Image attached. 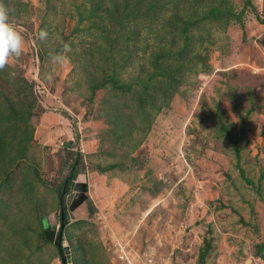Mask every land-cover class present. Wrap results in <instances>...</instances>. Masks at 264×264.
<instances>
[{
	"label": "rangeland",
	"instance_id": "1",
	"mask_svg": "<svg viewBox=\"0 0 264 264\" xmlns=\"http://www.w3.org/2000/svg\"><path fill=\"white\" fill-rule=\"evenodd\" d=\"M98 1L2 0L25 50L0 72V89L17 97L18 85H31L33 108L26 157L0 161V264H116L113 234L152 247L159 261L202 264L208 250L204 264H244L264 245V0H155V16H133L130 36L105 11L92 16ZM218 7L241 18L200 20L180 60L178 17ZM64 43L72 51L61 68L50 54ZM170 51L176 81L166 101L160 78L145 111L109 84L91 97L113 63L120 82L133 83L153 72V53ZM112 119L127 126L125 140ZM79 155L84 171L69 190Z\"/></svg>",
	"mask_w": 264,
	"mask_h": 264
},
{
	"label": "trees",
	"instance_id": "2",
	"mask_svg": "<svg viewBox=\"0 0 264 264\" xmlns=\"http://www.w3.org/2000/svg\"><path fill=\"white\" fill-rule=\"evenodd\" d=\"M145 1L146 3L143 5L141 3H143L144 0H120L118 2H115V0H111L112 2L110 6L111 8L106 9L105 6H102L101 0H99L97 3L93 4L94 7L92 9L91 14L92 16H94V14L98 15L99 12L105 11V13L109 16L108 18L112 17L114 19L113 20L114 23L126 28L128 30L127 34L128 36H130L132 33L131 30L129 29V25L131 24L130 22L132 21L133 16H136L138 18V15L139 16H142L144 14L147 15L148 10L153 11V9L154 11L152 13V16H155L156 9H158L157 8L158 4L154 2L155 0H152V3L150 4L148 0ZM226 1L227 0H221V5L227 4ZM145 6L148 7L146 8ZM142 8H145L146 12L141 10ZM223 15L229 16L228 20H230L231 18L234 19L241 18V15L236 14L232 8L221 10L219 9V7L213 8L212 10H210L208 15L205 14L201 19H197L196 21H191L189 19L186 20L178 17L180 23L183 25L182 31L183 34L185 35L184 47L179 51V53H177L180 60L186 57V53L188 49L187 43L188 40L190 39V37H188L187 34L189 32V28L195 26V24L199 23L200 20L208 19L210 16L216 18ZM112 54H113V50H112ZM173 54L174 53L171 51L167 53L166 52L153 53V61H152L153 72L150 73V75L146 80L143 79L141 81L133 80L132 81L133 83H129V82L121 83L118 77L116 76L117 74L116 65L115 63H113V67H112L113 72L110 75H108L107 77L105 75L102 76V78L93 79L91 83V92H92L91 97L93 98L98 90L106 88L107 85L109 84L112 86L113 90L117 93H122L123 95L131 94L133 101L138 102L139 104L138 109H140L141 111H145L146 105L151 104V99H152L151 90L155 89L154 80L160 78L161 80L158 82L162 83L163 86H160L158 89L163 94V101H166L167 100L166 98H169L171 95L174 94L173 84L176 81L175 79L176 68L173 69V67L170 65ZM3 79L5 78L3 77ZM25 83L28 84L27 82ZM31 89H32L31 85H28L27 87L26 86L22 87L21 85L20 86L18 85L17 88L18 93L16 94L17 97L10 96L6 94V92H4V89H0V161L1 162L7 160L11 165H14V163L17 160L26 157V154L29 149L28 143H30V140L32 138V130L29 129L28 123L33 107L32 105H29L25 102L27 101V98L31 94ZM154 107L156 109V112H160L162 110V105H158L157 103L155 104ZM147 116L150 119V116L149 115ZM112 120L113 123H111V126L115 128L116 131L119 130L120 132V136H118V138L125 140L128 137V132H129V131L127 132L126 130L127 126L122 124L118 119H112ZM245 124H246L245 120H243L240 127L241 137L245 134V128H246ZM74 154L75 153H73V155ZM80 156L81 155H79L78 156L79 158L77 157V159L73 157V159L75 160H73L69 164V168L71 170L70 173L73 174L68 183L70 185L69 190L72 189L71 187L74 185L75 178L84 171V165L81 164L79 166L81 160ZM75 162H77V164ZM1 168L2 166L0 165V173L3 171ZM68 178L69 177L66 176L63 179V181H61L59 188H61L62 185H64L67 182ZM89 211H90V215L94 213V206L91 201L89 202ZM40 227L41 229H43L42 225H40ZM263 249H264V245H263ZM207 253L208 250H204L200 255V260L202 264H204L205 262ZM73 264H79L78 260L74 259Z\"/></svg>",
	"mask_w": 264,
	"mask_h": 264
},
{
	"label": "clouds",
	"instance_id": "3",
	"mask_svg": "<svg viewBox=\"0 0 264 264\" xmlns=\"http://www.w3.org/2000/svg\"><path fill=\"white\" fill-rule=\"evenodd\" d=\"M48 33L43 30L39 33L40 40H46ZM25 50V40L22 30L10 21V9L0 0V71L9 66L10 61L19 59ZM72 51L70 44L64 43L59 52L50 54V60L61 68L70 64L69 53ZM15 78V73H9ZM259 259V258H254ZM264 264V261L261 262Z\"/></svg>",
	"mask_w": 264,
	"mask_h": 264
},
{
	"label": "built area",
	"instance_id": "4",
	"mask_svg": "<svg viewBox=\"0 0 264 264\" xmlns=\"http://www.w3.org/2000/svg\"><path fill=\"white\" fill-rule=\"evenodd\" d=\"M110 248L114 254L116 264H177L172 257L157 259L155 249L146 247V249H136L133 244L123 236L110 237ZM254 258H259L255 259ZM264 261L262 255L251 253L246 258L245 264H261Z\"/></svg>",
	"mask_w": 264,
	"mask_h": 264
},
{
	"label": "water",
	"instance_id": "5",
	"mask_svg": "<svg viewBox=\"0 0 264 264\" xmlns=\"http://www.w3.org/2000/svg\"><path fill=\"white\" fill-rule=\"evenodd\" d=\"M83 202V199H81L80 201H79V203L78 204H80V203H82ZM76 208V205H72L71 206V210H73V209H75ZM65 250H66V253L69 255V251H68V248L66 247L65 248Z\"/></svg>",
	"mask_w": 264,
	"mask_h": 264
},
{
	"label": "crops",
	"instance_id": "6",
	"mask_svg": "<svg viewBox=\"0 0 264 264\" xmlns=\"http://www.w3.org/2000/svg\"><path fill=\"white\" fill-rule=\"evenodd\" d=\"M261 251H263V248H261V250L258 252V253L261 254L262 257H263V252H261ZM245 262H246V260H245ZM244 264H245V263H244Z\"/></svg>",
	"mask_w": 264,
	"mask_h": 264
}]
</instances>
